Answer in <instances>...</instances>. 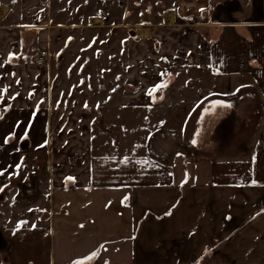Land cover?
Segmentation results:
<instances>
[{
	"label": "crops",
	"instance_id": "1",
	"mask_svg": "<svg viewBox=\"0 0 264 264\" xmlns=\"http://www.w3.org/2000/svg\"><path fill=\"white\" fill-rule=\"evenodd\" d=\"M44 1L22 0L17 24L0 2V107L15 115L0 119V194L22 166L35 175L27 196L45 192L39 213L20 209L30 223L0 218V264H264V0L131 4L117 107L138 113V131L169 133L163 150L142 133L137 152L119 154L101 153L85 129L98 118L80 102L93 90L65 96L74 91L52 85L56 71L22 42L45 47ZM33 157L46 165L33 170Z\"/></svg>",
	"mask_w": 264,
	"mask_h": 264
},
{
	"label": "rangeland",
	"instance_id": "2",
	"mask_svg": "<svg viewBox=\"0 0 264 264\" xmlns=\"http://www.w3.org/2000/svg\"><path fill=\"white\" fill-rule=\"evenodd\" d=\"M0 2L11 10L8 23L17 24L22 0H0ZM133 3L135 0H45L43 2L45 10L41 15V22H43L41 28L49 33L45 47L35 49L33 48L34 38L25 34L22 36L23 44L27 41L26 46L29 47L27 52L36 54V57L42 51L48 52L47 65L50 72L56 71L57 76L52 79V85H59V87L74 91L71 94H65V96L69 95L70 99L76 96L79 98L80 93L75 92L82 87L93 90L91 99L86 95L80 102L86 99H88L87 102L93 101L94 109L91 110V116L94 119L98 118L95 120L96 122H93L94 125L87 126L85 129L91 128L94 136L93 141L97 144L101 143V153L104 154H119L121 150L135 153L139 150L135 149V144L139 142V135L143 133L144 136H148L149 127L141 126L140 129H143V132L137 130L135 121H137L138 113L135 110L117 107V102H121L120 86L122 79L119 72L125 71L126 42L129 37L135 35V28L133 27L135 12L130 11ZM98 17L104 19L103 24L90 20V18ZM51 32L54 34L51 35ZM90 55L93 57L106 56L108 60L106 64L91 62L89 60ZM74 57L75 59L72 61ZM78 57H83V59ZM76 59L79 61H75ZM102 81L106 85V93H100L97 90ZM101 100L107 103L104 110L95 107L94 102ZM145 115L143 114L142 117H146ZM10 116L15 117L13 113L1 106L0 119ZM101 118H107L108 120L105 121L107 124L103 123ZM145 122L147 121L145 120ZM152 128L151 126L149 138H145L144 141L150 145L159 144L163 150V132L167 134L169 132L162 127H157V129L161 128L157 132ZM0 129V133H2L3 127ZM31 160L35 162L34 166L36 165L33 170L39 166L44 167L47 162L45 158L33 157ZM31 176H35L32 169L22 166L17 178L12 181L10 189L4 190L0 194L1 219L6 217L7 220L12 215L19 224L26 225L31 222L29 213L32 215L39 213L40 208L38 209L35 205L40 200H45V192L39 190L33 197L27 196L34 190L31 185L28 187H23V185L28 182L27 180ZM30 187L32 191H27ZM10 193H12L11 200H9L8 195ZM25 201L27 204H24ZM9 205L14 209H7ZM25 208H28L29 213L22 214L20 217V209L25 210ZM34 208L35 210H33ZM3 232V226H0V235ZM3 252L5 249L0 247V255Z\"/></svg>",
	"mask_w": 264,
	"mask_h": 264
},
{
	"label": "snow or ice",
	"instance_id": "3",
	"mask_svg": "<svg viewBox=\"0 0 264 264\" xmlns=\"http://www.w3.org/2000/svg\"><path fill=\"white\" fill-rule=\"evenodd\" d=\"M201 11H203V10H201ZM158 87H166V85H162V86H158ZM157 91V88H153V89H151L150 91H149V95H152L154 92H156ZM223 106H226V107H231V105H223ZM25 135H27V133H25ZM7 142V141H6ZM193 143H195V141H193ZM0 175H4V173L2 172V171H0ZM69 180H73L74 181V179L75 178H73V177H69L68 178ZM184 183H187V180H185L184 181ZM256 182L255 181H253V184H255ZM3 189H0V191H2ZM127 199V198H126ZM170 214V213H169ZM19 225H18V230H19ZM96 254L95 253H93V256H95ZM92 259V256H90V257H88V260H91ZM74 264H82V262H80V261H76V262H74Z\"/></svg>",
	"mask_w": 264,
	"mask_h": 264
},
{
	"label": "built area",
	"instance_id": "4",
	"mask_svg": "<svg viewBox=\"0 0 264 264\" xmlns=\"http://www.w3.org/2000/svg\"><path fill=\"white\" fill-rule=\"evenodd\" d=\"M49 54L47 51H42L36 57V62L39 64H45L48 62Z\"/></svg>",
	"mask_w": 264,
	"mask_h": 264
},
{
	"label": "water",
	"instance_id": "5",
	"mask_svg": "<svg viewBox=\"0 0 264 264\" xmlns=\"http://www.w3.org/2000/svg\"><path fill=\"white\" fill-rule=\"evenodd\" d=\"M20 149H21L22 151L28 150V149H29V142H28V141H23V142L21 143Z\"/></svg>",
	"mask_w": 264,
	"mask_h": 264
}]
</instances>
